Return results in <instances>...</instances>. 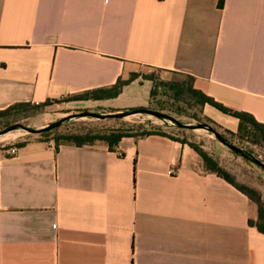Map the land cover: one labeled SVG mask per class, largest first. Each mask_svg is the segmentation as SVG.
<instances>
[{"label": "crops", "instance_id": "1", "mask_svg": "<svg viewBox=\"0 0 264 264\" xmlns=\"http://www.w3.org/2000/svg\"><path fill=\"white\" fill-rule=\"evenodd\" d=\"M146 69L190 76L264 124V0H0V111ZM151 88L139 77L86 102L147 108ZM203 111L236 133V119ZM256 220L253 202L168 137L0 151V264H264Z\"/></svg>", "mask_w": 264, "mask_h": 264}, {"label": "rangeland", "instance_id": "2", "mask_svg": "<svg viewBox=\"0 0 264 264\" xmlns=\"http://www.w3.org/2000/svg\"><path fill=\"white\" fill-rule=\"evenodd\" d=\"M140 74L150 76L154 80L153 83L151 82V89L155 93L151 97L150 104L146 109L168 115L183 125L192 127L198 124L205 125L219 134L229 144L241 149L251 158L264 165L263 146L251 144L248 137L238 136L236 133L235 135H230L226 129L217 125L205 115L203 108L198 107L195 103V99L184 94L176 96L172 90L164 88L159 84V82L186 83L188 79L185 76L168 74L152 69H146ZM78 96L47 102L40 108L35 107V105L23 108L13 113L9 118L3 119L8 124L0 126V130L12 124H20L29 129L38 130L68 117L56 133L63 134L69 131L81 132L86 130L101 132L120 130L131 135H138L143 131L161 132L175 140L185 141L188 144L199 147L215 160L219 167L234 179L235 183L253 189L259 192L260 195L262 192L264 193V171L255 164L235 155L220 144L213 133L207 129H182L168 121L145 114L131 115L123 119L105 120L92 117H79V114L83 112L106 115L124 112L127 109L113 110L108 107L93 105L87 103L86 101L88 100L77 99ZM72 116L75 117L71 118ZM32 138L43 140L39 135L28 134L22 129L9 132L0 136V151L16 147L17 144L24 143ZM52 138L53 136H50L46 140H52Z\"/></svg>", "mask_w": 264, "mask_h": 264}, {"label": "trees", "instance_id": "3", "mask_svg": "<svg viewBox=\"0 0 264 264\" xmlns=\"http://www.w3.org/2000/svg\"><path fill=\"white\" fill-rule=\"evenodd\" d=\"M175 75L185 76L188 81L186 83H177V82H159V84L164 87L172 90L176 96H180L182 94L189 96L190 98L195 99V103L198 107L203 108L205 105L213 107L224 115L232 117L238 121L236 134L238 136L248 137L250 143L253 145H259L264 147V124L258 123L253 116L245 112L234 111L229 108L224 107L223 105L215 102L212 98L206 96L202 92L194 89V79L190 76H186L183 74L172 73ZM141 78L142 80H147L153 83V79L147 75L141 74H131L129 79L126 81L118 80L113 86L104 89L93 90L90 92H86L77 97L79 100H106L112 99L119 95L121 89L134 81L137 78ZM155 91L151 89L150 97L154 96ZM47 103V102H46ZM44 104L35 105V107L40 108L44 106ZM31 104L29 103H16L6 108L5 110L0 111V126L7 125L6 121L3 119L9 118L13 113L17 111L29 107ZM137 108L127 109L134 110ZM59 127L42 134H39V137L42 138L43 142L53 141L55 145V149L60 145H68L75 147H83V146H91L96 143L105 144L109 149H113L120 142L121 139L132 137H145L151 135H159L171 138L164 133L161 132H146L143 131L138 135H131L120 130H108V131H95V130H86V131H69L63 134L56 133ZM230 135H235V133L229 132ZM50 136H53L52 140H46ZM173 139V138H171ZM179 141V140H177ZM226 141V140H225ZM182 144H187L197 155L201 158L203 162V167L205 171L209 173H213L218 177L225 180L239 192L244 194L251 202H253L257 207V220L255 222L249 221V225L255 227V229L264 235V206L261 201V195L259 192L247 188L243 185H238L235 183L234 179L222 168L219 167L218 163L213 160L206 152H204L199 147L188 144L185 141H179ZM227 142V141H226ZM24 145V143L17 144L16 147L20 148Z\"/></svg>", "mask_w": 264, "mask_h": 264}, {"label": "water", "instance_id": "4", "mask_svg": "<svg viewBox=\"0 0 264 264\" xmlns=\"http://www.w3.org/2000/svg\"><path fill=\"white\" fill-rule=\"evenodd\" d=\"M137 114H140V115H144L145 114V115H148L150 117H154V118H157V119H160V120H165V121H168V122L176 125L178 128H182V129H207L209 132L213 133L214 137L216 138V140L220 144L225 146L227 149H229L235 155L243 158L244 160H247V161L255 164L256 166H258L259 168H261L264 171V165L261 162L251 158L248 154H246L241 149L236 148L235 146L229 144L219 134H217L215 131H213L212 129L208 128L207 126L202 125V124H198L197 126H194V127L189 126V125H183V124L178 123L172 117H170L168 115H165V114H163L161 112L148 110L146 108H137V109H134V110H127V111H124V112H115V113H110V114H106V115L95 114V113H91V112H83L82 114H79V117H92V118H96V119H99V120H105V119H123L125 117L131 116V115H137ZM73 117H75V116H72L71 118H73ZM67 119H68V117L63 118V119H61V120H59L57 122L51 123V124L47 125L46 127H43L41 129H38V130L29 129V128L24 127V126H22L20 124H12V125H9V126L5 127L2 130H0V136L5 135V134H7L9 132H12L14 130H17V129H22L25 132H27L28 134L39 135V134H42V133H45V132H49V131H52V130L60 127L61 124L63 122H65Z\"/></svg>", "mask_w": 264, "mask_h": 264}, {"label": "built area", "instance_id": "5", "mask_svg": "<svg viewBox=\"0 0 264 264\" xmlns=\"http://www.w3.org/2000/svg\"><path fill=\"white\" fill-rule=\"evenodd\" d=\"M17 149L18 148H16V147H10V148L4 150V152H5L6 156H14L17 153ZM173 174H174V172L172 170H169L167 172V175H169V176H171Z\"/></svg>", "mask_w": 264, "mask_h": 264}, {"label": "bare ground", "instance_id": "6", "mask_svg": "<svg viewBox=\"0 0 264 264\" xmlns=\"http://www.w3.org/2000/svg\"><path fill=\"white\" fill-rule=\"evenodd\" d=\"M15 138V137H14ZM3 139V138H2Z\"/></svg>", "mask_w": 264, "mask_h": 264}]
</instances>
